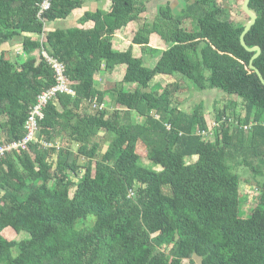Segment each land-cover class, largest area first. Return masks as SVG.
Listing matches in <instances>:
<instances>
[{
  "label": "trees",
  "instance_id": "1",
  "mask_svg": "<svg viewBox=\"0 0 264 264\" xmlns=\"http://www.w3.org/2000/svg\"><path fill=\"white\" fill-rule=\"evenodd\" d=\"M110 1V13H87L80 20L82 25L93 22V29L45 34V22L68 18L80 2L53 0L40 19L43 0H0V44H21L28 56L14 69L0 55L5 134L0 145L25 137L38 96L56 83L48 62L31 57L41 48L38 37H45L44 50L64 65L75 92L49 102L38 143L0 159V263L194 264L200 256V264H264V127L246 133L222 123L212 143L198 135L209 126L203 104L191 112L174 105L178 82L160 94L149 87L156 75H182L196 91L209 87L240 99L244 123L263 122L264 86L249 67L255 53L240 44L248 16L241 9L248 21L235 22L228 9L210 0H182L179 16L160 8L158 17L147 22L145 0ZM238 3L242 7L244 0ZM249 8L257 22L245 43L261 48L254 66L264 78V0H250ZM132 22L139 24L132 45L115 52V33ZM188 22L192 30L186 29ZM152 34L167 45L166 51L151 48ZM135 46L143 55L159 51L154 69L134 57ZM118 65L127 66L123 81L99 90L97 75L112 73ZM130 83H137L134 91L124 90ZM108 100L113 108L81 115L86 102L105 106ZM237 109L215 107L214 118L235 119ZM100 131L112 137L103 154ZM55 140L63 142L61 147ZM74 141L80 143L77 153L71 149ZM43 142L55 146L45 148ZM140 144L158 170L142 165ZM239 166L252 171L253 181L243 179ZM243 184H255L261 192L248 216ZM90 217L95 218L91 226L78 228ZM7 228L29 239L9 241L2 235Z\"/></svg>",
  "mask_w": 264,
  "mask_h": 264
},
{
  "label": "rangeland",
  "instance_id": "2",
  "mask_svg": "<svg viewBox=\"0 0 264 264\" xmlns=\"http://www.w3.org/2000/svg\"><path fill=\"white\" fill-rule=\"evenodd\" d=\"M211 2H213L214 4H216L218 7L219 6H228V0H221L220 2L217 0H210ZM179 3L182 5V8L184 7V1L179 0ZM240 3V1H239ZM230 6L232 5H237V0L234 3V0H230L229 1ZM240 5V4H239ZM165 9V8H164ZM232 16H231V21H242L243 23L247 22L248 19L245 15L242 14L241 12V6H237L236 8V12H232L230 11ZM173 14L175 16H179L181 14V10L177 11L176 13L173 12ZM240 14V15H239ZM157 18V17H156ZM155 18V19H156ZM188 25L185 26L187 30H192L193 26L191 22L187 23ZM9 42H5V43H1L0 44V54L3 52L4 55V59L6 60V62L12 64L14 66V69H19L18 66L20 65L19 62H16V60L14 61V59L16 58V56L19 55V48H16V44L17 43H9ZM3 47H2V46ZM162 55L159 57H153L150 61V66L151 69H154L156 67V65L158 64V62L160 61ZM25 59V58H23ZM22 61V60H20ZM127 67V66H126ZM149 68V67H148ZM106 75V72H105ZM165 76H169L168 80H162V79H158L157 80V75L149 82V87L150 90L156 94H160L162 93L163 89L165 88V86H167L168 84H172L175 82H178L180 84L181 89L177 92L175 98H174V105H177L181 110H184L186 112H191L195 106L203 104L206 107V119L207 121H211L212 118H214L215 114V107L218 108H223V107H227V109H231L233 108L235 105H237L238 107V111H244L243 110V106H242V101L234 96H228L218 90H212L209 87H207L204 91L199 92L196 91L195 89H193L192 85L190 84V82L186 79L183 78L182 75H177L176 74V78L173 75H165ZM111 82V81H107V75L105 77L100 76L97 77V79L95 80V84L99 85L97 88L99 90H102L105 87L106 82ZM137 83H130V86L134 85V88L136 87ZM129 86V84H128ZM127 87V86H126ZM125 87V89H126ZM124 89V90H125ZM87 103V102H86ZM112 102H106L105 105V109L106 107L110 106V109L113 108L114 106H112ZM104 107L103 106H97L96 104H89L87 103L86 105H84V107L82 108V112L81 115L83 114H91V115H96L98 111L103 110ZM112 112V110H111ZM111 116V114H110ZM2 120H0V138L3 139L5 138V134H4V129L1 127V122ZM110 140H112V137L110 138V136L105 135L103 132L100 133V135H98L97 141L100 142L101 144V152L102 154L105 153L108 149V144L110 142ZM56 143L58 144L59 147H61L62 143L61 140H55ZM58 146L56 147V149L58 148ZM77 145H74L72 143V151L77 153ZM51 150V161L53 164L54 161V150ZM58 150V149H57ZM137 152L140 155L141 158V163L143 166L148 167V168H153L155 170H158V168H156L153 164H151L147 158V151L144 145L140 144L137 147ZM195 160V159H194ZM87 163V161L81 159L80 160V165L81 166H85V164ZM82 174L84 175L86 173V169L82 168ZM242 177L243 179L249 180V181H253L252 179V171L244 166H239L236 170ZM255 184H243L241 187V194L243 197V202L245 203V206L243 207V212H245V215L248 216L250 215L252 209L254 208L256 202H257V197H253L252 199H249V197H247L248 195H246V190L245 187H254ZM256 199V200H255ZM95 221L94 217H90L88 221L86 222H78V228H86L91 226ZM81 223V224H80ZM13 231V230H12ZM14 232V231H13ZM14 232V235H18L19 237L15 240V241H22V240H27L29 239V235L27 233H17ZM2 235L7 238V240H11L9 237V232H5L3 231ZM12 256L16 257L17 256V251L13 250L12 251ZM204 258L200 257V256H195L193 258V263L194 264H200L202 262ZM186 264H189L188 261L185 262ZM0 264H5V263H0Z\"/></svg>",
  "mask_w": 264,
  "mask_h": 264
},
{
  "label": "crops",
  "instance_id": "3",
  "mask_svg": "<svg viewBox=\"0 0 264 264\" xmlns=\"http://www.w3.org/2000/svg\"><path fill=\"white\" fill-rule=\"evenodd\" d=\"M80 2V6L74 10L72 12V14L63 20H57L54 22H49L46 25V33L47 32H52L55 31L56 29H63V30H71V29H80V30H91L94 28V23L93 22H88L85 24H81L80 20L85 16V14L87 13H95V12H102L103 14H107L110 13L112 10V2L110 0H78ZM146 1V7H147V11L145 14L142 15V17L147 21V22H153L155 20L156 17H158V13L160 8H167L169 7L171 9L172 12H177L182 10V5L179 3V0H145ZM220 2L221 0H217V2ZM228 0V6H222L225 9H228L229 12H236V8L237 6H240L237 0V5H232L230 6ZM236 2V0H234V3ZM242 9V7H241ZM231 14V12H230ZM232 16V14H231ZM237 22V21H235ZM139 30V24L137 22H132L131 24H129L127 27L117 31L113 37L112 40V44H113V50L115 52H125L127 51L130 46L132 45V41L135 37V35L137 34ZM34 39H37L38 36H32ZM11 43V42H10ZM9 44V43H7ZM2 46V45H1ZM10 46V44H9ZM23 45L21 44H16V48H19V55L16 56V58L14 59V61L16 60V62H19L21 64V62L25 61L27 59L28 56L25 55V53L23 52ZM150 46L152 49H157L159 51H161V53L163 51L167 50V45L161 40V38L157 35V34H152L150 36ZM3 47V46H2ZM159 51H157V53L155 55H151V54H147V55H143L141 52V49L139 47H134V57L136 58H141L143 59L145 66L149 67L151 69L152 66H150V61L153 57H159L161 55L159 54ZM3 54V52L1 53ZM0 54V55H1ZM39 55V49H37L32 55L31 57H36L38 58ZM25 58V59H23ZM22 60V61H20ZM105 72L107 75V81H111V82H106L105 87L107 88V86H109V84H116V83H121L124 79V76L126 74V66L125 65H118L115 67L114 71L112 73H107V71L102 70L101 73H99L97 75V77L103 76L105 77ZM96 77V79H97ZM169 76H165V75H157V80L160 78L162 80H168ZM176 78V77H175ZM99 86V85H98ZM127 86V87H126ZM126 87V89H125ZM106 88H103L102 90H105ZM136 88V87H135ZM134 85L133 86H128V84L124 85V89L126 91H134ZM108 102H110L108 100ZM87 103H85L84 105H86ZM83 105V107H84ZM104 109L105 106L103 105ZM140 119V118H138ZM103 132L106 135L105 131H100V133ZM99 133V135H100ZM74 145H77V147H80V143L78 144V142H73ZM109 146V144H108ZM77 148V150H78ZM108 150V149H107ZM13 229L11 228H7L4 231L5 232H9V237L11 240L9 241H15L19 236L18 235H14V232L12 231ZM17 234V233H15ZM4 237V236H3ZM7 239V238H6Z\"/></svg>",
  "mask_w": 264,
  "mask_h": 264
},
{
  "label": "built area",
  "instance_id": "4",
  "mask_svg": "<svg viewBox=\"0 0 264 264\" xmlns=\"http://www.w3.org/2000/svg\"><path fill=\"white\" fill-rule=\"evenodd\" d=\"M53 0H43L40 11L38 14V18L42 19L44 14L49 12L51 10ZM48 23H44V32L46 34V25ZM39 41L41 42V48H39L40 57L42 56L48 64L52 67L54 72V78H55V85L51 87L50 89L43 91L37 99V104L35 107H33L30 111L29 117L25 124L26 129V135L23 139L19 141H13V142H4L2 145H0V159L4 158L7 155H13L15 152H18L20 150L23 151H29V144L32 142L38 143V133H39V122L43 120L44 118V110L46 109L49 102L54 100L57 95L59 94H66L70 96H74L75 92L72 89V83L69 81V79L66 76V69L64 65L58 61L56 58L50 56L45 50H44V36L38 37ZM158 119V117H157ZM246 119V112L245 111H238V117L235 119H232L231 117L227 116L225 118H222L221 121H216L215 118H212L211 121L208 122V130L207 131H198V135L204 137V139L211 141L212 143H215V131L221 128L222 123L229 122L232 124L235 128L242 130L244 132H251L254 128L258 126L264 127V121L263 122H257V121H251L248 124L244 123ZM168 130H170V126L167 127ZM42 145L45 148H54V144L51 143H42ZM246 195L249 197V199H252L253 197H257V199L260 197L261 192L256 187H245ZM256 200V199H255Z\"/></svg>",
  "mask_w": 264,
  "mask_h": 264
},
{
  "label": "water",
  "instance_id": "5",
  "mask_svg": "<svg viewBox=\"0 0 264 264\" xmlns=\"http://www.w3.org/2000/svg\"><path fill=\"white\" fill-rule=\"evenodd\" d=\"M250 5V0H244V3L242 5V10L243 12L248 16L249 21L245 25V29L240 37V44L241 46L249 53H255L254 56L252 57L249 67L252 71L256 73L258 76L261 84L264 86V78L260 71L254 66V61L261 55L262 50L260 47H254V48H249L247 44L245 43V37L246 35L250 32L251 28L256 24L257 22V15L255 12L250 10L249 8Z\"/></svg>",
  "mask_w": 264,
  "mask_h": 264
}]
</instances>
